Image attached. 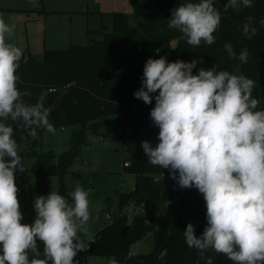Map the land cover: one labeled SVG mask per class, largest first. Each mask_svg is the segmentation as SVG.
Here are the masks:
<instances>
[{"label": "clouds", "instance_id": "1", "mask_svg": "<svg viewBox=\"0 0 264 264\" xmlns=\"http://www.w3.org/2000/svg\"><path fill=\"white\" fill-rule=\"evenodd\" d=\"M253 4L254 0H227L237 11ZM167 21L188 44L211 45L221 13L214 0H184ZM257 25L264 27V18L248 16L240 30L251 39ZM13 31L14 25L0 17V264H79L74 257L86 249L78 233L87 230L91 218V189L77 185L68 197L58 190L37 195L33 221L21 222L14 173L22 172L23 164L8 121L33 137L38 129L54 132L55 127L45 96L27 103L23 97L30 93L17 87L23 49L9 42ZM224 48L231 58L247 63V49L237 54L231 42ZM198 63H203L202 57L146 59L141 86L133 95L145 104L155 100L150 118L159 131L155 145L143 140L141 147L147 160L167 169L180 188L194 187L202 194L207 223L196 235L195 225L188 222L183 234L204 264H213L211 256H204L208 249L223 253L233 264H264V108L252 95L256 81L217 70L215 64L194 74ZM167 254L168 249H162L158 259ZM109 264L118 261L113 258Z\"/></svg>", "mask_w": 264, "mask_h": 264}, {"label": "trees", "instance_id": "2", "mask_svg": "<svg viewBox=\"0 0 264 264\" xmlns=\"http://www.w3.org/2000/svg\"><path fill=\"white\" fill-rule=\"evenodd\" d=\"M131 2L133 21L126 13L114 12L111 14V28L103 27L101 36H94L87 44L71 43L66 48L44 49L41 59L29 55L22 56L19 62L17 87L30 93L23 97L25 102L34 104L44 95L46 106L51 108L50 120L55 129L77 126L69 147L56 152L37 149V135L45 129H38L33 137L24 128L8 121L15 129L17 144L29 143L19 151L22 172L15 173H31L35 197L52 191L46 182L48 176L58 177V191L68 197L65 175L81 176L76 171L71 172L70 167L79 156L87 133L111 123V115L119 114L122 124L130 129L129 136L137 140L140 127L152 123L150 109L155 100L145 104L133 95L141 86L143 66L148 57L163 55L169 61L202 57L203 63L197 64L194 74L200 67L207 69L214 64L217 70L244 74L256 81L252 95L259 99L258 107L264 108V88L259 82L264 75V27L257 25L259 30L251 39L240 30L248 16H254L257 21L264 18V0H254L252 7L240 11L228 7L227 0H214L221 13L220 26L214 32L216 40L211 45L202 43L200 46L188 44L179 30L167 26L171 10L184 0ZM15 11L29 12L27 9ZM88 33L95 34L93 31ZM225 42H231L237 54L247 49V63L231 58L224 48ZM26 158H32L29 167L24 165ZM128 160L125 161L129 164L124 165V161L123 167L125 172L134 175L135 183L129 191L119 193L114 215L87 241V254L106 257L107 264L113 258L118 264H204L198 251L187 246L183 234L188 222L195 225L196 235L202 233L207 223L202 194L194 187L169 186L168 170L151 164L140 145ZM130 205L139 210L128 212ZM34 217L32 207L28 223ZM146 234L151 236L152 249L132 253L131 245ZM39 247L38 258L42 259V243ZM164 248L168 249V254L160 260L158 255ZM204 256H211L213 264H233L226 255L212 249H208ZM74 260L81 263L78 252Z\"/></svg>", "mask_w": 264, "mask_h": 264}, {"label": "rangeland", "instance_id": "3", "mask_svg": "<svg viewBox=\"0 0 264 264\" xmlns=\"http://www.w3.org/2000/svg\"><path fill=\"white\" fill-rule=\"evenodd\" d=\"M136 1L144 3L153 0ZM16 5L29 10V13H23L22 21L10 19V15L15 16ZM114 12L126 13L130 21L134 20L131 0H0V17L14 25V31L8 40L23 49L25 58L31 55L41 59L44 49L66 48L71 43L87 44L94 36H101L103 27L111 28V14ZM88 31L95 34L91 35ZM259 82L264 88V75L259 78ZM110 117L113 119L111 123L99 127L95 132L87 133L80 154L70 167L71 172L76 171L81 176L74 177L72 173H67L64 179L68 193L77 185L91 189V218L86 226L87 230L78 233L85 248L94 231L103 227L114 215L119 193L129 191L135 183L134 175L125 172L123 162L136 151L138 145L141 146V141L148 140L153 145L157 143L159 129L153 123L140 127L137 140L129 136L130 129L122 124L119 114ZM75 129L76 125H69L56 128L54 132L42 131L37 135V149L64 151L69 147ZM26 146L29 143H22L18 145V150L22 151ZM31 162L32 158H26L25 167H29ZM14 175L20 210L24 217L21 222L28 223V214L35 198L32 175L30 172ZM46 182L52 190L59 189L57 176L46 177ZM168 185L178 186L172 178H169ZM138 210L133 205L128 207V212ZM152 247L151 236L146 234L131 245V252L144 253ZM78 253L80 264L108 263L106 257L89 256L87 249Z\"/></svg>", "mask_w": 264, "mask_h": 264}, {"label": "crops", "instance_id": "4", "mask_svg": "<svg viewBox=\"0 0 264 264\" xmlns=\"http://www.w3.org/2000/svg\"><path fill=\"white\" fill-rule=\"evenodd\" d=\"M14 8H16V9H27V8L21 7V6H19V5H16ZM15 12H16V13H14L15 16L10 15V19H11V20H13V19H18V20H15V21H22V20H24V15H23V13H29V12H26V11H24V12H17V11H15Z\"/></svg>", "mask_w": 264, "mask_h": 264}, {"label": "built area", "instance_id": "5", "mask_svg": "<svg viewBox=\"0 0 264 264\" xmlns=\"http://www.w3.org/2000/svg\"><path fill=\"white\" fill-rule=\"evenodd\" d=\"M128 164H129L128 161H125V162H124V165H128ZM164 173H165V172H163L162 175H163ZM108 218H110V216H108Z\"/></svg>", "mask_w": 264, "mask_h": 264}]
</instances>
